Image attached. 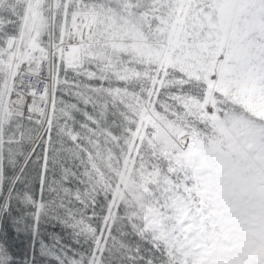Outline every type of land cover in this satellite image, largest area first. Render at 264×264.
Returning a JSON list of instances; mask_svg holds the SVG:
<instances>
[{
	"label": "snow or ice",
	"instance_id": "6c2138e0",
	"mask_svg": "<svg viewBox=\"0 0 264 264\" xmlns=\"http://www.w3.org/2000/svg\"><path fill=\"white\" fill-rule=\"evenodd\" d=\"M0 264H264V0H0Z\"/></svg>",
	"mask_w": 264,
	"mask_h": 264
}]
</instances>
